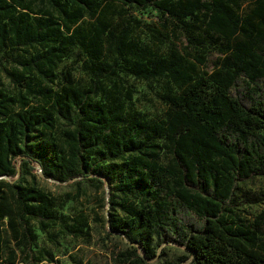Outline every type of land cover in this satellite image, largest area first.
Segmentation results:
<instances>
[{
  "label": "trees",
  "instance_id": "trees-1",
  "mask_svg": "<svg viewBox=\"0 0 264 264\" xmlns=\"http://www.w3.org/2000/svg\"><path fill=\"white\" fill-rule=\"evenodd\" d=\"M111 1L0 0V74L15 87L0 76V264H76L38 244L37 229L52 240L53 225L80 236L88 224L58 210L36 167L108 188L106 234L131 244L117 264H174L169 243L187 249V264H264V209L248 211L264 190L240 185L264 175V0L244 12L247 0H118L150 7L187 40L167 52L131 36L129 24L117 28ZM208 47L220 55L201 69ZM74 48L86 56L87 86L57 71ZM121 74L165 76L179 90L163 94L160 118H123L122 104L97 98L103 80Z\"/></svg>",
  "mask_w": 264,
  "mask_h": 264
},
{
  "label": "rangeland",
  "instance_id": "rangeland-1",
  "mask_svg": "<svg viewBox=\"0 0 264 264\" xmlns=\"http://www.w3.org/2000/svg\"><path fill=\"white\" fill-rule=\"evenodd\" d=\"M249 3L250 0H247L242 4V12L246 10ZM107 10L109 20L116 24L117 28L129 24L130 35L141 42H148L157 52H167L175 44L183 50V46L188 44L183 35L176 39V33L162 27L160 14L150 7L139 10L114 0L111 1ZM187 46L191 52H197L193 46ZM219 55L217 50L208 47L203 53L205 60L200 64V68L211 69ZM105 57L111 58V55L106 51ZM85 60L86 56L80 53L78 48L71 49L67 57L65 56L60 61L57 71L62 75L63 72L70 69L75 83L87 86L90 83L91 74L85 67ZM9 67L14 68L13 65H9ZM0 76L3 88L7 91H14L15 87L8 82V78L3 74ZM120 77L119 79L106 78L103 80L102 85L106 92L97 98L107 105L122 104L123 118H128L133 114L143 116L147 120L160 118L166 110L163 94L179 90L178 85L165 76L150 80L137 79L125 74H121ZM114 81L118 83L117 89L111 84ZM56 85L58 86L59 82H56ZM127 89L131 90L130 96L126 94ZM58 131L59 128L54 132ZM34 173L36 184L54 196L57 208L61 213L84 217L88 224V230L80 236L63 233L59 225H53L47 230V233L51 234L52 240L37 229L38 244L63 263L117 264L118 252L127 249L131 244L119 233L106 234L109 229L106 221L108 214L105 203L108 188L105 185L96 188L94 183L85 180H80V187H77L71 182L46 178L39 167H36ZM240 185L242 188L253 190V192H262L264 190V175L253 176L251 179L242 181ZM260 209H264V200L248 206V211L252 213ZM162 246L166 249V256L173 260L174 264H187L190 261L185 247L174 243L162 244ZM161 261L162 258L157 257L149 261L148 264H161ZM43 264L47 263L44 261Z\"/></svg>",
  "mask_w": 264,
  "mask_h": 264
}]
</instances>
